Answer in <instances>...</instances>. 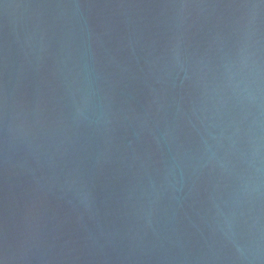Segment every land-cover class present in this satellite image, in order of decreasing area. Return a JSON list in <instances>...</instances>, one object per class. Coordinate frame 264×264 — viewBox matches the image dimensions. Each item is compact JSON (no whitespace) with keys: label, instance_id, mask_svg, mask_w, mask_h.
Segmentation results:
<instances>
[{"label":"water","instance_id":"95a60500","mask_svg":"<svg viewBox=\"0 0 264 264\" xmlns=\"http://www.w3.org/2000/svg\"><path fill=\"white\" fill-rule=\"evenodd\" d=\"M0 264H264V0H0Z\"/></svg>","mask_w":264,"mask_h":264}]
</instances>
